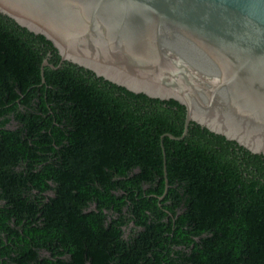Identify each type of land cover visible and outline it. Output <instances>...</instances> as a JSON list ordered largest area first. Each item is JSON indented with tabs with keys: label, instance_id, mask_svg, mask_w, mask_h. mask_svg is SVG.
<instances>
[{
	"label": "trees",
	"instance_id": "trees-1",
	"mask_svg": "<svg viewBox=\"0 0 264 264\" xmlns=\"http://www.w3.org/2000/svg\"><path fill=\"white\" fill-rule=\"evenodd\" d=\"M46 58L0 16V264H264V156Z\"/></svg>",
	"mask_w": 264,
	"mask_h": 264
},
{
	"label": "water",
	"instance_id": "water-1",
	"mask_svg": "<svg viewBox=\"0 0 264 264\" xmlns=\"http://www.w3.org/2000/svg\"><path fill=\"white\" fill-rule=\"evenodd\" d=\"M0 16L55 49L42 83L70 64L181 105L182 134L163 137L196 124L264 156V0H0Z\"/></svg>",
	"mask_w": 264,
	"mask_h": 264
}]
</instances>
